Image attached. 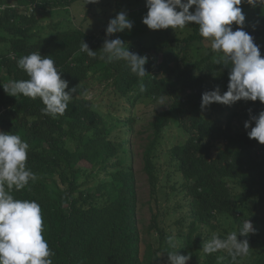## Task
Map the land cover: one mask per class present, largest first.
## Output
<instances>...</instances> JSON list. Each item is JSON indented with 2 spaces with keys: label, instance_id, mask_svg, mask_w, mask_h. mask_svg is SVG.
Instances as JSON below:
<instances>
[{
  "label": "trees",
  "instance_id": "obj_1",
  "mask_svg": "<svg viewBox=\"0 0 264 264\" xmlns=\"http://www.w3.org/2000/svg\"><path fill=\"white\" fill-rule=\"evenodd\" d=\"M78 1L0 0V8L4 7L0 9V131L19 134L27 141L30 147L26 166L37 177L24 190H13L12 195L41 206L42 235L54 254L50 257L53 264L161 263L160 249L152 250L151 245L141 258L143 238L136 218L138 194L130 140L140 120V114L134 115L133 109L140 101L163 98L171 104L151 125L153 140L147 148L143 170L150 184L151 201L157 205L161 187L155 149L164 131L176 120L187 139L167 152L184 178L172 189L184 193L190 208L188 230L180 234L181 254H191V264L200 259L202 264H264V236L255 232L248 237L238 235L239 240H248L250 254L234 262L225 251L203 253V240L209 237L199 229L218 217L230 216L239 223V232L243 214L235 200V184L256 188L248 192L252 203H264V145L250 139V129L244 127L252 116L264 111V104L241 100L226 105V121L204 115L202 94L216 87L221 94L226 92L231 69L215 64L212 51L195 62L182 60L180 56L191 45L210 42L199 35L194 23L191 33L182 40L166 39L151 46L128 44L131 52L149 58L145 65L148 74L142 80L130 72L124 61L108 63L101 58L104 40L114 39V35L106 36V29L99 35L78 28L49 36L39 34L41 22L53 9L71 7ZM254 14L264 23L259 7ZM232 28L235 31L238 27L233 24ZM244 31L253 37L264 58V25ZM83 40L97 51L94 58L80 51ZM33 52L50 56L61 78L69 83L66 91L72 99L65 113L56 118L42 113L44 105L39 97L16 98L4 91L3 82L28 79L17 61ZM96 76L104 86L107 106L120 116L113 126L87 96L79 95L89 93ZM78 85V91L71 93ZM251 123L255 127V122ZM224 142L239 146L250 156L251 163L231 154L222 146ZM246 170L255 177L247 175ZM49 178H53L54 190L46 186ZM147 232L159 241L166 235L159 211L153 210Z\"/></svg>",
  "mask_w": 264,
  "mask_h": 264
},
{
  "label": "clouds",
  "instance_id": "obj_2",
  "mask_svg": "<svg viewBox=\"0 0 264 264\" xmlns=\"http://www.w3.org/2000/svg\"><path fill=\"white\" fill-rule=\"evenodd\" d=\"M99 2L88 0L87 3ZM242 3L264 8V0H146L148 11L142 22L150 30H176L194 23L198 26L199 35L210 41L211 51L215 54L214 63L230 67L227 91L221 94L216 87L204 92L202 109L213 103L231 106L241 100H259L264 104V58L253 37L243 30L246 17L240 7ZM233 24L239 26L235 31ZM132 28L133 22L126 12L121 11L109 21L106 36L112 37ZM80 51L93 58L97 55V51L91 50L84 40ZM100 51L101 58L108 63L124 61L130 72L141 80L148 74L145 65L149 58L131 52L120 38H106ZM17 65L28 79L3 82L6 94L16 98L39 97L44 105L41 109L43 114L52 118L63 115L72 95L66 91L69 83L61 78L55 61L50 56L42 57L40 52H33L20 57ZM78 88L79 85L72 88L71 93L77 92ZM79 95L90 96L87 91ZM252 121L255 127H252ZM244 127L250 129L247 133L250 139L264 145V111L252 116ZM29 147L19 134L0 131V264H53L50 257L54 254L42 235L41 206L34 200L12 195L13 190H24L30 181L37 179L26 166ZM252 232L253 224L247 219L239 232L232 231L224 238L213 233L210 239H204L202 252L210 255L225 251L235 262L237 258L250 254L248 240H239L238 235L248 237ZM166 245L164 252L168 254L169 264H188L191 260V254H178L181 247L174 234L166 237Z\"/></svg>",
  "mask_w": 264,
  "mask_h": 264
},
{
  "label": "rangeland",
  "instance_id": "obj_3",
  "mask_svg": "<svg viewBox=\"0 0 264 264\" xmlns=\"http://www.w3.org/2000/svg\"><path fill=\"white\" fill-rule=\"evenodd\" d=\"M88 0H80L74 3L71 7L64 9H53L50 14L41 22L39 34L41 36L53 35L59 31H65L69 29H81L87 34L99 35L104 31L111 19L124 11L127 13L131 21L133 22V28L131 31H125L123 33L114 34L115 38H120L127 46L129 43H137L143 46H151L162 44L166 39H185L192 29V24L186 25L184 28H177L176 30L162 29V30H150L143 24V17L147 14L146 0H100L99 3H87ZM243 14L245 15V23L243 29L258 30L264 23H262L254 14L255 9L259 7L261 13L264 14V8L260 6L253 7L247 3L240 5ZM179 10V9H177ZM190 11H194L190 10ZM234 26L239 27L234 24ZM175 46H178L177 44ZM177 50L179 49L176 48ZM186 53H183L180 57L184 61L195 62L204 58L207 54L211 53V44L208 43H195L187 48ZM186 55V56H185ZM180 58V60H181ZM213 60V58H212ZM214 61V60H213ZM197 73V72H196ZM198 74V73H197ZM210 79V78H209ZM208 79V80H209ZM207 80V81H208ZM212 78L210 81L213 82ZM209 81V82H210ZM90 96L87 99L91 100L95 105V109L104 114V117L111 123V126L115 125L116 119L119 114L112 111L111 107L107 106V95L104 92V86L100 84L99 78L96 76L93 81V87L89 91ZM171 101L167 98H163L158 101H140L139 104L133 109L134 115L140 114V120L134 126V134L130 140V150L132 152V166L136 173V186L138 194L137 203V222L142 232L141 237L143 242L141 245V258H144V254L148 245L152 246V250H159V255L162 254L167 247L166 237L169 235H175L179 241V247L181 245L180 234L185 233L189 226L190 219L188 217L190 208L187 205V198L183 192L173 191V186H178L184 179L178 174L177 166L170 161L169 149L177 144L184 143L187 139V135L179 128L176 120H173L169 127L164 131L162 139L156 145L155 163L159 170L160 175V196L158 204H154L151 201V188L144 172V157L150 142L153 140V130L151 128L158 114L169 109ZM237 110H240L238 107ZM203 113L206 117L214 120L226 121L227 115L226 105L215 103L209 107L203 109ZM121 115H123L121 113ZM236 123V121H235ZM222 146L227 147L229 152L235 156L243 157L250 161V156L240 150V147L234 143H222ZM247 175H255L251 170H246ZM253 177V178H254ZM53 178H49L45 181L46 186L50 190H54ZM235 193L238 197H235L239 210L242 212V224L245 220L249 219L254 227V232L257 235L264 236V203L255 202L252 203V196L248 194L249 191H256V188L250 189L246 185H233ZM247 202V203H246ZM249 205V207L247 206ZM159 211L161 226L166 232L163 240L159 241L156 235H151L147 232L151 223L152 214ZM237 216L238 212L236 211ZM218 220H213L203 226H199V229L204 231V237L211 238L213 233L219 236H224L232 231L238 232V222H234V217H218ZM178 254H181L179 249ZM161 259L160 264H169L168 254L165 251L159 256ZM156 260V259H155ZM152 264H157L153 261ZM191 264V261L188 262ZM196 264H202V259L197 260Z\"/></svg>",
  "mask_w": 264,
  "mask_h": 264
},
{
  "label": "built area",
  "instance_id": "obj_4",
  "mask_svg": "<svg viewBox=\"0 0 264 264\" xmlns=\"http://www.w3.org/2000/svg\"><path fill=\"white\" fill-rule=\"evenodd\" d=\"M0 9L3 10L4 7H1ZM30 11L33 12V7L30 8Z\"/></svg>",
  "mask_w": 264,
  "mask_h": 264
}]
</instances>
